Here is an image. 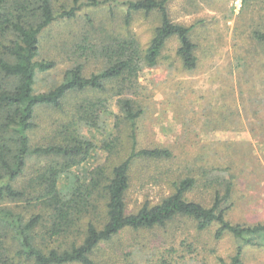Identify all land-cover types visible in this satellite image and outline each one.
<instances>
[{"label": "trees", "instance_id": "obj_1", "mask_svg": "<svg viewBox=\"0 0 264 264\" xmlns=\"http://www.w3.org/2000/svg\"><path fill=\"white\" fill-rule=\"evenodd\" d=\"M172 1L0 0V264H115L114 255L102 258L105 247L126 232L165 230L185 220L198 232L216 226L217 241L229 235L240 243L229 264H242L243 246L264 247V223L227 219L231 174L209 176V183L219 184L224 193L216 189L212 205L205 207L186 195L212 170H199L201 177H195L184 165L175 179L168 178V196L127 211L137 163L174 159L168 148L138 146L136 125L144 114L139 76L158 66L172 39L183 70L194 71L199 63L196 26L171 21ZM242 3L259 6L249 35L264 52V0ZM106 5L112 22L117 9L125 10L122 22L96 28L86 16L88 29L70 47L75 63L53 88L36 94L37 73L54 68V61L38 59L41 34L54 23L75 20L84 7ZM139 14L154 16L158 23L146 45L131 29ZM91 65L94 69L88 70ZM40 108L59 117L50 124L48 139L32 143ZM97 150L105 155L103 163L82 172ZM30 159L45 163L25 177ZM144 261L177 264L170 251Z\"/></svg>", "mask_w": 264, "mask_h": 264}, {"label": "rangeland", "instance_id": "obj_2", "mask_svg": "<svg viewBox=\"0 0 264 264\" xmlns=\"http://www.w3.org/2000/svg\"><path fill=\"white\" fill-rule=\"evenodd\" d=\"M258 10L253 3L243 6L242 0H173L169 4L172 22L196 26L199 63L194 71L183 70L175 54L178 43L172 39L158 66L143 70L139 76L138 100L144 114L136 125L138 146L168 148L174 159L137 163L126 197L128 212L145 200L154 204L168 196V178L175 179L186 165L195 171V177L201 175L199 170H212L208 176H200L187 199L210 207L216 189L220 195L224 193L219 184L209 183L210 177L231 174L232 207L227 219L241 225L264 223V52L249 35ZM124 13V9H117L112 22L107 5L84 7L75 20L60 21L47 28L40 36L38 59L54 61V68L37 73L34 92L53 88L75 63L70 47L88 29L86 16L91 17L96 28L104 25L107 29L108 25L121 23ZM157 24L154 16L139 14L131 29L146 45ZM58 117L54 110L38 109L32 143L48 139L50 124ZM104 159V153L97 150L81 171ZM44 163L30 159L25 177ZM216 228L198 232L185 220L165 230L126 232L112 247H105L102 258L114 255V263L118 262L115 264H144L145 257L170 251L177 264H229L240 243L229 235L215 240ZM241 262L264 264V247L243 246Z\"/></svg>", "mask_w": 264, "mask_h": 264}]
</instances>
